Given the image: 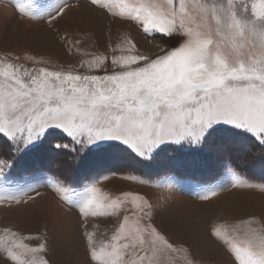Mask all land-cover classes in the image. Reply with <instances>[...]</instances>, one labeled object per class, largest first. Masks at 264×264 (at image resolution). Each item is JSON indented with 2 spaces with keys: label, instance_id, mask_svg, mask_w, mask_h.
<instances>
[{
  "label": "snow or ice",
  "instance_id": "obj_1",
  "mask_svg": "<svg viewBox=\"0 0 264 264\" xmlns=\"http://www.w3.org/2000/svg\"><path fill=\"white\" fill-rule=\"evenodd\" d=\"M5 3L49 24L72 7L70 0H57L52 7L40 0ZM88 6L161 43L142 50L131 33L123 32L106 51H86L77 47L80 40L61 36L65 50L81 57L84 71L48 67L47 58L28 50L3 53L0 182L16 157L49 136L58 137L56 149L75 145L73 163L89 146L113 147L98 143L106 140L151 160L165 144L207 146L222 131L216 126L225 124L254 137L264 157V0H88ZM237 179L229 186L236 187ZM166 183L170 188L171 178ZM53 184L58 199L83 218L85 264H198L189 248L174 244L154 224L157 205L146 194H102L95 180L81 199L64 181L48 186ZM28 191L35 189L0 195V203L20 205ZM89 217L115 218L110 236L98 240L88 231ZM208 235L231 264H264V216L214 221ZM32 239L41 242H27ZM47 252L45 237L0 229V257L6 264H50Z\"/></svg>",
  "mask_w": 264,
  "mask_h": 264
},
{
  "label": "rangeland",
  "instance_id": "obj_2",
  "mask_svg": "<svg viewBox=\"0 0 264 264\" xmlns=\"http://www.w3.org/2000/svg\"><path fill=\"white\" fill-rule=\"evenodd\" d=\"M40 3L45 7H52L57 0H40ZM70 3L72 7L63 19L49 24L47 18L33 20L19 14L13 4H6L5 0H0V57L5 52L22 55L28 50L33 55L47 58L48 67L63 66L65 69L84 71L80 68L81 57L75 51L69 54L65 50L61 36L67 35L72 40H80L81 44L77 47L86 51H106L109 41L115 45L123 32L131 33L142 50L161 43L159 37H144L130 23L103 17L89 8L88 0H70ZM28 66L45 65L29 63ZM107 67L111 69L110 64ZM216 127L221 130L227 128L228 132L223 135L217 132L207 146H201L199 149L186 144L162 145L154 153L156 159L153 165L150 164L152 159L143 160L149 161L144 164L135 162L129 157L130 152L128 153L122 144L114 140L98 142L100 145H113L110 148L89 146L80 153L76 163L69 157L71 148L75 145H70L59 152L54 150L58 137L49 136L37 141L16 157L5 180L0 182V195L21 192L29 187L35 189L27 192L25 202L20 205L13 203L9 206L7 203H0V229L7 226L24 235L45 237L48 245L46 258L50 264H85L82 237L84 228L81 226L83 218L78 209L69 207L58 199L54 190L55 184L52 187L48 185L56 180L64 181L60 178L64 176L67 178L64 181L66 186L74 189L83 199L87 195V185L98 180L97 187L101 189L102 194H118L126 190L146 194L150 201L157 205L154 224L174 244H183L189 248L198 264H231V258L209 237L208 229L214 221H233L253 214L258 217L264 216V189L260 187L264 184L262 163L264 157L257 156L255 147L259 149V142L249 133L225 124ZM236 132L243 133L246 142L257 143L254 149L248 151L250 148L240 144L244 139L234 137ZM229 138L234 140L233 143H228ZM3 139L0 138V142ZM167 146H178L183 150H199L204 153L201 157L192 155L195 164L199 165L202 160L207 163L202 170L194 168L193 174L205 177L206 181L195 180L189 176L180 177L172 173L159 174L158 169L163 170L167 166V156L162 152ZM95 149H100L98 156L87 154L89 150ZM160 150L162 151L159 152ZM215 150L216 153H213ZM225 150L233 154V157L242 159L237 164L245 165L246 172L234 168L230 163H224L218 175L212 174L217 158ZM29 161L32 165L38 163L40 170L30 172L23 170L29 166ZM52 164L60 169L59 176L41 169L43 166L49 168ZM88 166L98 172L81 176ZM184 167L187 171V165ZM15 169L17 172H14ZM72 169L75 173L70 171ZM234 177L238 178L237 186L230 187ZM169 178L170 188L166 183ZM208 189H215L214 194H209ZM204 195L208 198L203 199ZM28 197L32 199L29 200ZM115 223V218L89 217L87 230L93 232L98 240H103L110 236ZM27 242L36 245L41 241L32 239ZM0 264H6L5 258L0 257Z\"/></svg>",
  "mask_w": 264,
  "mask_h": 264
},
{
  "label": "trees",
  "instance_id": "obj_3",
  "mask_svg": "<svg viewBox=\"0 0 264 264\" xmlns=\"http://www.w3.org/2000/svg\"><path fill=\"white\" fill-rule=\"evenodd\" d=\"M225 132H228L227 131V128L226 129H224V130H222V131H220V132H218V134H220V135H223V134H225ZM238 137V138H242V139H244V142H240V144H242L243 146H245L246 148H250L251 150H253L254 149V147H255V145L257 144V143H252L251 141L250 142H246V140H245V136L243 135V133H241V132H236V135L234 136V137ZM236 137V138H237ZM229 140H230V138H229ZM231 141H232V139H231ZM234 141V140H233ZM232 141V142H233ZM256 148V150H257V156L259 155V152H260V149H261V145L259 144V149L257 148V147H255ZM54 150H56V151H62L61 149H56V148H54ZM95 151V152H94ZM98 151H100V149H95V150H89L88 152H87V154H94L95 156L97 155L98 156ZM162 150H160L159 152H161ZM67 152H69V151H67ZM163 153H165L166 154V156H167V166H166V168L165 169H163V170H161V169H158L159 170V174H161V173H172V174H174V175H176V176H180V177H186V176H189V177H191L192 179H195V180H200V181H206V180H204V179H206L205 177H197V176H195L193 173H195V169L194 168H200L201 170L203 169V167L205 166V164H207V163H205V160H202V163H200L199 165L198 164H195L194 163V160H193V158H192V155H195V156H197V155H199L200 157H201V155L202 154H204V153H202L201 151H199V150H189V149H187V150H183V149H181V148H179L178 146H172V147H168L167 146V148H165V149H163V151H162ZM31 153V155H33L34 153H32V151L30 152ZM29 153V154H30ZM128 153H129V151H128ZM213 153H216V150L215 151H213ZM86 154V155H87ZM130 155H129V157H132V159L136 162H138V163H141V164H144V163H149V161H143V160H140V158H138L137 156H135L134 154H132L131 152L129 153ZM157 154V153H156ZM85 155V154H84ZM255 155V154H254ZM234 155L233 154H230L229 152H226V150L224 151V153L222 154V155H219V157L217 158V163H216V166H215V168H214V170H212V174H219V172L221 171V169H222V165L224 164V163H230V164H232V166H234V168H236V169H238V170H241L243 173L244 172H246V169L244 168V166L245 165H238L237 163H239L242 159L240 158V159H237L236 157H233ZM69 157H70V159H71V154L69 155ZM29 157H27V159H28ZM155 156L152 158V160L150 161V164H152V163H154L155 162ZM81 160V159H80ZM94 160V159H93ZM236 160H238L237 162H236ZM240 160V161H239ZM208 161V160H207ZM38 162V161H37ZM29 163H31L30 161L28 162V165L29 166H27L26 168H24L23 170H25L26 172H30V171H33V170H40V167L38 166V163H35L34 165H32V164H29ZM76 163V162H75ZM234 163V164H233ZM262 163H264V159L262 158ZM27 165V164H26ZM153 165V164H152ZM184 165H187V167H188V169H187V171L186 170H184ZM193 165V166H192ZM69 166V165H68ZM66 167L67 169H69V167ZM44 168V169H43ZM96 168V167H95ZM42 170H45V171H47V172H50V173H52L53 175H56V176H59V174H58V172L60 171V169L59 168H57V167H54V165L52 164L51 165V167H49V168H45L44 166L41 168ZM70 171H72L73 173H75V171L72 169V170H70ZM14 172H17V169H15V171ZM95 172H98V171H95V169H92V168H90L89 166H88V168L86 169V171L84 172V173H82V174H80L81 176H87V175H91L92 173H95ZM257 174V173H256ZM255 174V175H256ZM62 180H67V178L66 177H60ZM71 180V179H70Z\"/></svg>",
  "mask_w": 264,
  "mask_h": 264
}]
</instances>
